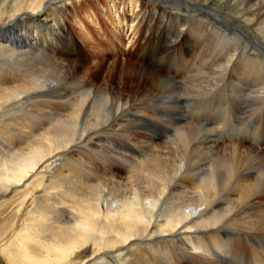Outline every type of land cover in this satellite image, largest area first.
I'll list each match as a JSON object with an SVG mask.
<instances>
[{
	"label": "bare ground",
	"instance_id": "bare-ground-1",
	"mask_svg": "<svg viewBox=\"0 0 264 264\" xmlns=\"http://www.w3.org/2000/svg\"><path fill=\"white\" fill-rule=\"evenodd\" d=\"M239 115L264 119V0H0V264H264Z\"/></svg>",
	"mask_w": 264,
	"mask_h": 264
},
{
	"label": "rangeland",
	"instance_id": "rangeland-1",
	"mask_svg": "<svg viewBox=\"0 0 264 264\" xmlns=\"http://www.w3.org/2000/svg\"><path fill=\"white\" fill-rule=\"evenodd\" d=\"M129 23H127L126 24V30L128 31V29H129V27H130V24H131V22L130 21H128ZM69 24V29L71 30V32H72V34H73V36H74V38H75V40H77V42H78V44L79 45H81L83 48H85V49H83V53H86L87 51L90 53V49L89 48H87L86 46H85V42H84V40L82 39V36H81V34L79 33V31H80V28H78L77 26H75V24H73V23H68ZM77 35V36H76ZM114 44H110L109 45V48H112V46H113ZM116 46H117V48H118V50H120L121 51V53H119L118 54V56H122V55H120V54H122V52H126L125 50H127V40L125 39V40H123L122 42H120V43H117L116 44ZM130 48L131 47H129V49L128 50H130ZM88 54V53H87ZM113 56H116L115 54H113L112 56L111 55H108V57L109 58H113ZM87 59H88V56L86 57ZM178 64H180V63H177L176 64V66L174 65V63L173 64H171L170 65V63H168L167 64V62H166V64H164V65H162V71H163V73H165V74H167V75H170V76H174L175 74L176 75H178V73L181 71V69H179V66H178ZM166 68V69H165ZM168 68V69H167ZM185 111H184V114H185V116L187 117V118H191L190 116H191V113H190V111H189V109H184ZM187 111V112H186ZM229 116H231V117H234L233 119L234 120H230L229 119V121H231V123L233 124V123H235V120L238 118L236 115H234V113H233V110L230 112V114H229ZM242 116V115H241ZM241 116L239 115V119L237 120V121H239L240 122V124H243L245 121H243L242 122V120H240V118H241ZM245 123H250V126L249 125H244V126H239L238 128H240L239 129V132L240 133H242L241 131L243 130V132L245 133V135H248V134H250V135H252L251 134V131H255V132H258V133H260L259 135H258V139H261V138H263L264 139V119H262V122H258V120H252L251 122H250V120L249 121H247V122H245ZM257 126V127H256ZM241 127H243V128H241ZM246 127V128H245ZM250 127V128H249ZM242 129V130H241ZM246 129V130H245ZM246 132H248V133H246ZM256 138V137H255ZM252 138H250L249 140V142L253 145H255V146H259L262 142H264V141H260V142H256L255 143V140L254 141H252L251 140ZM262 145H264V144H262ZM131 153V152H130ZM199 250H197V251H193V253H195L196 255H199V254H201L200 253V251L198 252Z\"/></svg>",
	"mask_w": 264,
	"mask_h": 264
}]
</instances>
